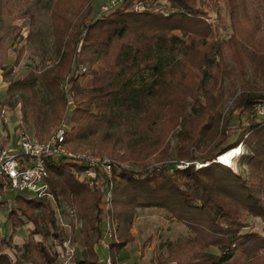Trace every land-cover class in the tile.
Returning <instances> with one entry per match:
<instances>
[{
  "label": "trees",
  "instance_id": "16d2710c",
  "mask_svg": "<svg viewBox=\"0 0 264 264\" xmlns=\"http://www.w3.org/2000/svg\"><path fill=\"white\" fill-rule=\"evenodd\" d=\"M158 1L122 0L106 18L89 25L83 39L82 27L92 0H54L52 29L57 62L40 76L50 97V115L42 109L33 75L13 80L10 72H5L8 92L21 93L25 109L32 113L36 136L42 141L46 126H59L66 115L68 101L61 92L62 83L75 65L77 71L85 67V73L70 79L77 107L72 113L70 135L67 130V144L99 133L108 137L125 131L127 150L145 170H114L117 241L108 246L113 264H119L118 255L134 242L130 232L135 209L163 210L196 234L193 248L179 246L175 254L178 264H227L239 251L264 257V235L253 229L244 233L250 227V217L264 223V127L253 123L245 128L235 148L218 153L220 156L239 144L247 145L250 156L246 166L251 179L246 180L216 162L202 170L193 165L179 170L175 163H166L170 158L169 133L164 124L175 122L190 106L199 107L197 118L181 123L184 132L178 140V150L180 146L187 153H179L177 159L190 163L194 157L189 150L200 147V135L210 131V140L215 141L227 135L237 110L242 116L254 115L255 106L264 102V60L254 68L258 56L264 57V0H161L167 2L164 8ZM223 8L228 12L225 16L221 15ZM214 13L220 14V22L209 23ZM227 20L233 35L216 39L214 34L226 28ZM1 44L0 35V48ZM167 53L175 60L181 54L182 59L167 64L161 57ZM22 56L20 51L17 65ZM227 57L235 61L237 71L228 68ZM247 63L257 84H242L244 92L234 101L220 132L223 110L219 112V108L225 101L226 80L230 89L227 104L237 95L236 81L248 74ZM145 70H152L154 78L139 85L136 79ZM188 80L192 81L190 90L181 93ZM188 100L194 102L188 104ZM150 159L159 165L150 168L146 165ZM200 159L206 163L216 158ZM47 168L56 202L64 201L81 223L88 257L75 264H100L95 252L103 237L99 182L104 181L101 186L107 189V179L100 174L97 185L90 187L81 165L49 161ZM6 187L0 178V196ZM7 208L11 229L0 236V264H57L52 242L63 239L56 232V218L48 205L19 196ZM27 224L34 229L23 255L14 263L5 250L16 248L9 240ZM211 248L219 254L210 253Z\"/></svg>",
  "mask_w": 264,
  "mask_h": 264
},
{
  "label": "rangeland",
  "instance_id": "374dc122",
  "mask_svg": "<svg viewBox=\"0 0 264 264\" xmlns=\"http://www.w3.org/2000/svg\"><path fill=\"white\" fill-rule=\"evenodd\" d=\"M0 7V35L2 37V44L0 48V70L10 72V76L13 80L26 79L30 75H33L35 79V89L38 92V98L40 99L42 109L46 115H50L51 105L50 97L46 88L44 87L40 76L42 71L53 67L57 62L56 57V46L55 39L53 36L52 29V8L54 0H2ZM254 2H256L254 0ZM122 4V3H121ZM158 4L163 8L167 6V2L158 1ZM100 1L92 0L90 4V15L85 20L84 26L82 27V35L80 38H85L88 32L89 25L106 18V14L100 15ZM257 7L260 4L257 3ZM167 11L166 9L164 10ZM227 10L223 8L221 15H227ZM214 18L209 21L220 22V14L214 13ZM257 24V23H256ZM233 28L230 22L227 20L226 28H221L219 34H214L216 39H229L233 35ZM81 44L79 47H81ZM20 51L23 52V56L17 65V59ZM165 63H174L179 59H182V55L176 56L175 58L171 54H164L161 56ZM249 59L247 58V61ZM261 60H264L263 56H258L256 62H254V68ZM228 68L230 70H236V63L231 57L226 59ZM205 67V66H204ZM209 65L205 67L206 71ZM209 69V68H208ZM248 74L245 78L236 81V88L238 90L235 98L230 100L227 104L226 99L230 96L229 79L226 80L225 84V101L219 108V112L223 110V116L220 123V132L223 130L224 118L227 116L233 103L238 96L244 91L241 89L242 84L247 86H256L257 81L253 78L250 63H247ZM85 67H81L79 71L76 69V65L73 68L71 76L62 83L61 92L65 93L68 101V108L64 120L59 126H46V133L42 140L50 138L59 129L66 128L69 131V135L72 132L73 124L71 123V117L73 111L76 109L77 104L71 92L72 82L70 79L73 75L78 73H85ZM210 73V70H208ZM154 78L152 70H145L141 72L137 77V83L143 84L151 81ZM192 81L188 80L185 82L181 93H184L191 86ZM9 84L5 83L0 86V132L4 141L6 137L4 135H10L11 138L21 133H28L31 136L37 138V129L33 121L32 113L24 107V99L21 93L16 92L11 95L8 92ZM263 94H264V90ZM194 101L188 100V104ZM199 105L198 103H196ZM200 109L198 106L190 108L183 115L179 116L175 122L164 123L167 127L165 130L169 133V160L166 163H175L176 168L179 170H185L190 166H194L196 170H202L209 164L218 163L224 167L222 162L218 160L222 158L224 154L218 156L219 151L228 147L237 146L238 139L243 133L245 128L250 127L253 123L264 127L263 121L254 112L253 116H242L241 111L237 110L232 117L228 132L226 136H222L220 139L215 141L210 140V131L206 134L200 135V147H191L189 150L191 157H194L193 162L188 163L187 160L179 161L177 156L179 153L186 154V150H178L179 136L184 132L181 123L186 120L197 118L199 116ZM186 117V118H185ZM50 117H47L49 121ZM125 131L117 132L116 134L111 133L110 136L105 137L102 133L95 136H88L84 140L77 143H69L68 148L76 154L90 155L96 158H107L114 162L116 166L115 170L118 171L123 169L134 170L135 172H143L145 167H142L140 163L134 160V155H131L126 148L125 142H123ZM38 139V138H37ZM238 150L243 149V154L235 162V166L228 167L231 171L237 175H241L246 180L251 179V171L246 166L247 159L250 156V151L247 145L239 144L236 147ZM229 150V151H233ZM228 151V152H229ZM227 153V152H226ZM181 155V154H180ZM215 157L214 161L203 162L200 158L203 157ZM243 157V158H242ZM174 159V160H173ZM221 161V159H220ZM146 165L150 168L156 167L159 164L154 159H150ZM104 181H100L99 185V210L103 218L101 224L102 231L107 227V223L110 221L111 227L113 228L115 235L116 233V214L117 208L114 205V192L113 189V202L110 211L103 209V196L107 190L101 184ZM19 196L30 197L29 194H19L16 191L5 189L3 195L0 196V236L4 237L7 230L11 229V223L7 222V215L9 213L7 205L12 206L16 203V199ZM3 203V204H2ZM46 204V203H45ZM48 207L53 211L56 218L57 233L64 241L71 240L74 245H77V256L75 260H85L88 257L86 248L83 243V237L80 232L81 223L78 219L77 213L71 210L64 201L57 203L49 202ZM250 227L244 231L247 233L253 229L258 234L264 235V223L260 219L250 217L248 219ZM34 229L33 225L27 224L23 227L15 238L10 239L13 247L5 250V254L16 263L19 257L23 255L24 245L30 235V232ZM131 235L134 242L129 244L127 250L122 251L118 255L119 264H178L175 260V254L178 251L179 246L186 245L193 248V240L196 234L191 228L174 219L171 214L159 210V209H135L133 212ZM9 239V238H7ZM37 242H40V238H36ZM112 239H109V242ZM52 242V240H51ZM95 252L99 257V263L105 261L110 257L109 249L103 247L101 243L95 246ZM210 253L219 254V251L215 248L209 250ZM57 264H61L58 259ZM227 264H264V257L248 256L247 253L239 251L235 257Z\"/></svg>",
  "mask_w": 264,
  "mask_h": 264
},
{
  "label": "built area",
  "instance_id": "2783aa9c",
  "mask_svg": "<svg viewBox=\"0 0 264 264\" xmlns=\"http://www.w3.org/2000/svg\"><path fill=\"white\" fill-rule=\"evenodd\" d=\"M100 13L108 14L122 3V0H98ZM257 116L264 123V102L255 106ZM4 135L6 141H0V178L6 183V189L19 194H29L30 199L42 201L46 204L54 202L51 193L50 173L47 168L49 161H63L85 167L84 175L89 180L90 187L97 185L100 174L108 181L107 190L104 192L103 209L107 212L112 208L114 187L113 178L116 166L107 158H96L90 155L76 154L68 148L66 141L67 129H59L46 140H38L28 133H21L16 138ZM11 207V205H10ZM115 230L110 221L104 230L101 245L108 248L112 241H117ZM109 239H112L109 242ZM56 258L61 264H75L78 253L77 245L71 240L52 242ZM113 264L111 257L102 262Z\"/></svg>",
  "mask_w": 264,
  "mask_h": 264
},
{
  "label": "bare ground",
  "instance_id": "6f19581e",
  "mask_svg": "<svg viewBox=\"0 0 264 264\" xmlns=\"http://www.w3.org/2000/svg\"><path fill=\"white\" fill-rule=\"evenodd\" d=\"M243 151H244L243 149H239V150L234 149L233 151L226 153L222 158H219L218 161L220 163L222 162L224 165H227V167H230V166L234 167L235 162L241 157V155L243 154Z\"/></svg>",
  "mask_w": 264,
  "mask_h": 264
},
{
  "label": "crops",
  "instance_id": "0c3cea01",
  "mask_svg": "<svg viewBox=\"0 0 264 264\" xmlns=\"http://www.w3.org/2000/svg\"><path fill=\"white\" fill-rule=\"evenodd\" d=\"M2 84H5V82H4V79H3V71L0 70V86H1ZM1 139H3V137L1 136V132H0V141H1ZM4 142H5V141H4ZM106 249H107V248H106Z\"/></svg>",
  "mask_w": 264,
  "mask_h": 264
}]
</instances>
